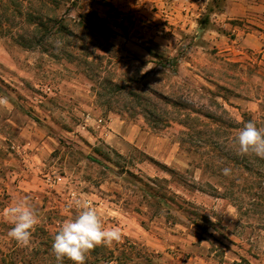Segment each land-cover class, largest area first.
Segmentation results:
<instances>
[{
	"label": "rangeland",
	"instance_id": "1",
	"mask_svg": "<svg viewBox=\"0 0 264 264\" xmlns=\"http://www.w3.org/2000/svg\"><path fill=\"white\" fill-rule=\"evenodd\" d=\"M207 90L238 122L241 114L264 116V0H0V211L27 197L39 217L35 230L52 235L66 208L78 213L69 208L74 200L87 201L122 229V241L148 248L153 264H264V203L242 218L230 200L172 181L157 164L188 170L197 182L210 177L190 166L175 122L154 128L131 113L146 99L160 120L177 116L152 93L211 112ZM94 148L122 159L110 153L104 162ZM120 166L168 180L165 188L212 225L200 231L182 216L183 225H170L168 205L162 216L145 207ZM242 179L256 183L250 173ZM0 223L8 226L0 252L20 247L8 236L11 225ZM211 245L224 250L223 261Z\"/></svg>",
	"mask_w": 264,
	"mask_h": 264
},
{
	"label": "trees",
	"instance_id": "2",
	"mask_svg": "<svg viewBox=\"0 0 264 264\" xmlns=\"http://www.w3.org/2000/svg\"><path fill=\"white\" fill-rule=\"evenodd\" d=\"M50 23L58 25V31L61 34L69 35L68 27L55 18H48ZM36 30L45 27V23L41 20L35 22ZM159 65L165 63V58L159 56ZM117 86V84L115 85ZM205 90L204 88H200ZM211 94L212 104L211 112H205L201 107L189 104L188 100L181 98H171L161 93H152V95L163 105L168 106L177 111V116H169L165 120H160L161 116L157 114L155 109L148 108L149 100L144 99L145 106L138 110H131L132 114H140L152 127H157L161 121L166 126L171 122H175L181 131L179 132V146L184 153L190 155V166L201 171L210 180L205 182H197L192 176H187L188 170L183 173L167 166L157 164L172 181H176L190 188L191 190L206 193L211 196L220 197L230 200L237 209L239 217H247L249 205H257L264 203V159L255 156L252 153L242 155L239 153L238 145L235 137L239 130L243 127L245 116L241 114L242 121L232 119L228 112L215 100V94L207 90ZM132 98L142 100L139 94L127 92ZM207 119L208 122H204ZM250 120V119H249ZM248 120V121H249ZM252 121V120H251ZM258 128L264 129V116L253 121ZM232 133L231 140L226 136ZM107 152H101L94 148V153L103 159L104 162L112 161L109 148ZM222 150L228 152L223 154ZM103 153V154H102ZM116 157L122 159V156L114 153ZM143 157H146L143 155ZM97 162L96 158H92ZM150 159V158H147ZM154 161V160H150ZM99 163V162H98ZM156 164V162H153ZM224 167L231 168V174L224 176L221 169ZM118 171L123 175L127 183H136L137 190L141 192V203L147 208H153L156 215L162 216L165 204L167 211L166 218L171 219L170 225H183L179 216L184 217L189 225L200 231L206 232V226L212 225L204 215L199 213L196 206L184 197L170 192L165 188L168 180L161 178H147L135 175L131 171L120 166ZM244 173L255 175L256 183L242 186ZM212 179V180H211ZM169 197L166 198L165 194ZM173 212L174 214H171ZM143 225V223H142ZM8 226L0 223V235L7 230ZM44 231V228H38L33 232L31 243L27 247H16L5 252H0V264H59L52 251V243L54 235ZM201 239V238H200ZM15 242V241H14ZM211 249L215 246L211 245ZM224 250L216 248L214 250V258L223 261ZM154 254L144 245L138 244L128 239L123 240L112 247L98 246L90 251L86 256L85 264H153ZM62 264H72L70 260L65 259ZM232 264H238L232 262Z\"/></svg>",
	"mask_w": 264,
	"mask_h": 264
},
{
	"label": "clouds",
	"instance_id": "3",
	"mask_svg": "<svg viewBox=\"0 0 264 264\" xmlns=\"http://www.w3.org/2000/svg\"><path fill=\"white\" fill-rule=\"evenodd\" d=\"M239 153H249L264 159V129L249 120L244 123L235 137ZM231 168L224 167L221 174L229 176ZM75 206L79 209L72 215L66 208L68 218L59 226L54 235L52 251L59 264L67 259L72 264H85L86 256L98 246L112 247L122 242V229L116 225H107L102 221L96 209L87 201L74 200L69 208ZM2 217L11 225L8 236L19 246L27 247L31 243L32 235L39 217L27 197L14 200L13 203L0 211Z\"/></svg>",
	"mask_w": 264,
	"mask_h": 264
}]
</instances>
